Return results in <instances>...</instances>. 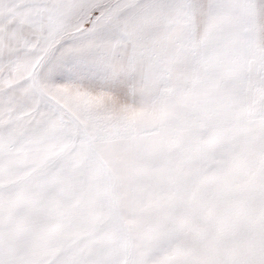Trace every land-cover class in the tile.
<instances>
[{
  "label": "snow or ice",
  "instance_id": "1",
  "mask_svg": "<svg viewBox=\"0 0 264 264\" xmlns=\"http://www.w3.org/2000/svg\"><path fill=\"white\" fill-rule=\"evenodd\" d=\"M0 264H264V0H0Z\"/></svg>",
  "mask_w": 264,
  "mask_h": 264
}]
</instances>
